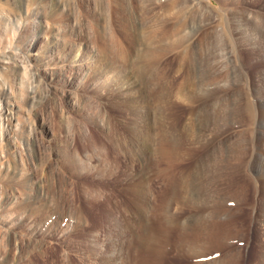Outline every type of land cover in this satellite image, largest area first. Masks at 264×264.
I'll return each mask as SVG.
<instances>
[{
  "label": "rangeland",
  "instance_id": "obj_1",
  "mask_svg": "<svg viewBox=\"0 0 264 264\" xmlns=\"http://www.w3.org/2000/svg\"><path fill=\"white\" fill-rule=\"evenodd\" d=\"M224 263L264 264V0H0V264Z\"/></svg>",
  "mask_w": 264,
  "mask_h": 264
},
{
  "label": "bare ground",
  "instance_id": "obj_2",
  "mask_svg": "<svg viewBox=\"0 0 264 264\" xmlns=\"http://www.w3.org/2000/svg\"><path fill=\"white\" fill-rule=\"evenodd\" d=\"M9 109H10V108H8V110H6V113L9 112ZM8 116H9V115H8ZM8 116H7V114H6L5 117H4V119L9 120V117H8ZM2 120H3V119H2ZM4 126H6V125H4ZM7 130H8V128H7ZM211 218H212V219L210 220V222L216 224V223H217L216 219H215L214 217H212V216H211ZM210 225H212V224H210ZM214 226H215V225H214ZM214 226L212 225V227H214ZM207 227H208V225L205 226V227L203 226L202 230H203V231H205V229L208 230ZM205 232H206V231H205ZM227 259H228V258H227ZM229 260H230V259H229ZM234 260H235V258H234V256H233V257H231L230 262H231V261H234ZM223 261H224V260H223ZM225 263H226V262H225ZM225 263H224V264H225ZM232 263H233V262H232Z\"/></svg>",
  "mask_w": 264,
  "mask_h": 264
}]
</instances>
